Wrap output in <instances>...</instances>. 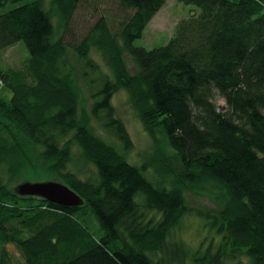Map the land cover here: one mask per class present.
I'll list each match as a JSON object with an SVG mask.
<instances>
[{
	"label": "trees",
	"instance_id": "16d2710c",
	"mask_svg": "<svg viewBox=\"0 0 264 264\" xmlns=\"http://www.w3.org/2000/svg\"><path fill=\"white\" fill-rule=\"evenodd\" d=\"M8 1L17 5L0 12V49L23 41L29 55L21 67L0 66V83L11 90L9 100L0 97V264H264V0H178L199 12L151 49L133 41L166 0H120L130 13L117 33L99 18L74 50L91 72L99 65L90 48L105 56L112 75L101 74L91 115L120 149L79 114L67 46L55 37L43 0H0V8ZM79 2L50 0L63 28ZM120 89L152 139L157 156L148 163L125 156L132 142L111 103ZM74 149L94 165V176L69 169ZM30 173L67 184L82 204L17 194L13 183ZM208 183L226 201L196 214L217 238L190 252L169 238L191 212L185 193ZM6 242L17 246L19 259Z\"/></svg>",
	"mask_w": 264,
	"mask_h": 264
},
{
	"label": "rangeland",
	"instance_id": "374dc122",
	"mask_svg": "<svg viewBox=\"0 0 264 264\" xmlns=\"http://www.w3.org/2000/svg\"><path fill=\"white\" fill-rule=\"evenodd\" d=\"M43 4L44 8L52 14L51 18L55 26V37L60 36L67 46L65 63L66 67L70 68L75 76L74 79L76 80L79 91V114L82 115L85 113V115H88L89 123L94 131L120 149L116 139L102 129L91 115L92 103L96 98H99L96 95L92 96V93L96 92L100 86L101 74L103 76L107 74L110 77L112 75L109 66L106 64L105 56L94 46L90 48V57L99 65V70L91 72L88 68H82L83 64L78 60L74 48L91 33L93 26L97 25L99 18H104L110 31L117 33L121 23L126 20L130 11L125 10L121 6L120 0H80L70 21L63 28L59 23L55 10L50 5V0H43ZM15 5L17 3L8 1L0 8V12L6 11ZM192 12H199V8L194 5L181 3L178 0H166L158 14L145 26L141 36L133 41V45L151 49L166 44L173 36L179 20L188 17ZM28 55L29 52L25 43L18 41L10 47L0 49V66L2 68L10 66L21 67ZM123 59L128 71L131 74L136 73L137 66L127 51L123 52ZM84 70H86V74H83ZM0 97L5 100H9L11 97L10 88L2 82L0 83ZM111 103L114 106L115 115L123 121L132 142L131 148L124 152L127 160L137 165L150 162L157 156L155 147L150 135L144 129L140 118L132 107L127 92L124 89L115 92L112 95ZM215 103L217 105L225 104L224 99L218 96L215 97ZM74 151L68 165L69 169L77 173L82 179L94 176V165L81 159L78 150L74 149ZM149 169L153 174H156L154 167L150 166ZM44 174L30 173L14 182L12 188L15 184L24 180H53V178ZM155 174L153 175V179L158 180L159 177ZM185 195L191 207V212L182 218L179 225L172 231L169 239L181 241L189 248L190 252L195 251L199 247L205 249L217 237L215 231L206 224L204 217L196 213L204 210H218L224 205L226 197L222 190L212 183L201 187L199 193L188 191ZM88 220L91 224L89 225L90 229L95 234L100 233L101 229L98 222L90 217ZM4 248L12 259L20 258L21 253L14 243L6 242L4 243ZM149 255L153 259L157 258L151 254ZM242 260L245 259L243 258ZM187 261L190 262L189 257H187ZM225 264L237 263L234 261H226Z\"/></svg>",
	"mask_w": 264,
	"mask_h": 264
},
{
	"label": "water",
	"instance_id": "95a60500",
	"mask_svg": "<svg viewBox=\"0 0 264 264\" xmlns=\"http://www.w3.org/2000/svg\"><path fill=\"white\" fill-rule=\"evenodd\" d=\"M224 109L225 105H217ZM14 190L21 196H35L48 202L65 207L81 205L82 197L67 184L57 180L30 181L24 180L14 186Z\"/></svg>",
	"mask_w": 264,
	"mask_h": 264
},
{
	"label": "crops",
	"instance_id": "0c3cea01",
	"mask_svg": "<svg viewBox=\"0 0 264 264\" xmlns=\"http://www.w3.org/2000/svg\"><path fill=\"white\" fill-rule=\"evenodd\" d=\"M160 9H161V8H160ZM160 9L158 10V12L160 11ZM158 12L154 15V17L158 14ZM154 17H153V18H154ZM153 18H152V19H153ZM152 19H151V20H152ZM151 20H150V21H151Z\"/></svg>",
	"mask_w": 264,
	"mask_h": 264
}]
</instances>
